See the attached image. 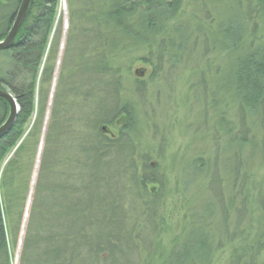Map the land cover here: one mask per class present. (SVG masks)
Listing matches in <instances>:
<instances>
[{"label": "trees", "instance_id": "trees-1", "mask_svg": "<svg viewBox=\"0 0 264 264\" xmlns=\"http://www.w3.org/2000/svg\"><path fill=\"white\" fill-rule=\"evenodd\" d=\"M21 2L0 0V40L13 25ZM68 2L72 7L73 1ZM75 2L79 3L70 11L20 264H99L103 257L104 261L116 254L125 258L129 251L120 248L123 241L114 224L116 193L120 190L126 193L131 187L137 195H145L148 183L160 182L156 170L146 160L140 163V173L139 163L133 160V144L137 140L132 132L133 110L121 97L130 64L122 59L136 49L151 47L148 39L138 40L136 29L141 28L149 37L169 38L179 25L170 29L166 23L176 16L182 0ZM244 3L247 8L242 19L249 27L255 19L264 22V0H244ZM58 4L59 0H31L14 46L0 51V89L8 91L18 106L13 127L0 139V264L12 263L8 231L21 224L26 210L62 39V24L59 19L56 22ZM205 20L209 24L214 22L207 14ZM235 32L230 27L222 36L224 44L230 45L228 50H216L213 45L214 48L206 47L204 52L213 49L216 54L227 52L230 56L245 50L244 56L236 57L233 72L239 103L231 115L236 122H228L230 143L236 145L234 156L242 162V148H254L259 142L264 146V138L257 142L254 135L248 136L256 128L255 118L260 115L264 118L263 107L258 115L259 106L264 104V44H257L250 32L245 45L241 34ZM233 38L239 41L234 46ZM164 51L163 56L174 67L178 62L172 58L175 50L170 58L169 51ZM225 105L226 110L227 102ZM215 106L219 103L215 102ZM7 111L8 105L0 99V123ZM106 112L112 113L104 120L101 117ZM224 112L219 115L227 118ZM249 115L253 117L251 125L247 122ZM118 123L119 133L112 134L114 137L101 130ZM239 127L244 128L242 133ZM249 168L246 167L247 182ZM252 190L256 193L255 204L264 216V182ZM252 190L249 186L246 191L240 188L239 193L233 194L234 201L239 198L247 208ZM117 210L125 211L120 207ZM135 233L133 229L125 234L130 237ZM239 234L242 242L233 249L229 264H264V255L259 260L264 252V227L251 243L245 242L246 230ZM132 245L131 240L128 246ZM194 246L187 248L186 257L191 249H196L197 256L207 253L206 243Z\"/></svg>", "mask_w": 264, "mask_h": 264}, {"label": "rangeland", "instance_id": "rangeland-1", "mask_svg": "<svg viewBox=\"0 0 264 264\" xmlns=\"http://www.w3.org/2000/svg\"><path fill=\"white\" fill-rule=\"evenodd\" d=\"M72 1L71 7L68 0H59L57 7L56 22L59 19L62 24V38L64 31L67 38L70 11L78 7L79 2ZM245 7L244 0H182L176 16L166 23L170 29L179 25L169 38L149 37L141 28L135 30L138 40L148 39L151 47L136 49L122 59L131 68L121 97L133 110L132 132L137 139L133 160L138 166L146 160L156 170L160 182L148 183L145 195H137L131 187L126 191L129 194L122 190L116 193L115 230L123 241L120 248L129 253L122 259L118 254L108 261L103 257L99 264H229L233 249L242 242L239 233L246 230L245 242L251 243L262 231L264 216L255 204L256 193L252 189L264 182V146L259 142L264 138V118H255L256 128L252 134L248 132L259 144L242 148V164L234 156L236 145L230 143L226 116L219 115L226 111L227 117L236 122L231 115L239 103L233 72L236 57L244 56L245 50L237 55H221L218 51L203 57L206 47L214 48L213 45L216 50H228L230 45L224 44L222 36L230 27L241 34L245 45L250 32L257 44H264L263 19L253 20L249 27L242 19ZM204 9L215 17L213 24L205 20ZM238 43L234 38L231 41L232 46ZM164 49L169 51V58L175 50L172 58L178 62L174 67L163 56ZM146 60H160L163 64L158 68L146 67L139 79L144 85L139 87L132 78L135 70L144 69L141 61ZM262 107L264 104L259 106L258 115ZM111 113L106 112L101 118L105 120ZM252 121V116L247 118L249 125ZM119 125L108 126L113 135L119 133ZM239 128L242 133L244 128ZM247 166L249 182L243 179ZM138 171L141 172V166ZM248 186L252 198L246 208L239 198L234 201L233 194L239 193L240 188L246 191ZM118 207L125 211L120 212ZM22 222L21 218V224L8 231L11 264L16 262ZM133 229L136 233L127 237L125 233ZM233 234L235 238H231ZM131 240L132 252L128 246ZM200 242L206 243L207 253L197 256L196 249H191L186 257L187 248ZM21 249L16 264H20ZM263 255L261 252L259 260Z\"/></svg>", "mask_w": 264, "mask_h": 264}, {"label": "water", "instance_id": "water-1", "mask_svg": "<svg viewBox=\"0 0 264 264\" xmlns=\"http://www.w3.org/2000/svg\"><path fill=\"white\" fill-rule=\"evenodd\" d=\"M30 3H31V0H22L20 8L18 10V13H17L15 20L13 22V25L11 26L7 35L3 39L0 40V51L9 50L14 46L16 37H17V35H18V33H19V31H20V29H21V27H22V25L26 19L27 14H28ZM65 38H66V31H64L61 46H60V53H59V57H58L57 68L55 71V76H54L52 87H51L49 105H48V109H47V113H46L45 124H44L43 131H42V137L40 140L38 156H37L36 163H35V168H34L35 171L38 170V165H39V161H40V154H41L42 146H43L44 134H45V130H46V125H47V121H48L50 107L52 104L53 94L55 91L57 71H58V66L60 63V58H61V54H62L63 47H64ZM0 99H2L8 105V111H7V114L5 116V119L2 121V123H0V139H1L4 136H6L9 133V131L11 130V128L13 127L15 120H16L17 113H18V106H17V103L15 101V98L8 91H5L3 89H0ZM101 130L103 132H105L106 127H102ZM34 176H36L35 172H34ZM34 182H35V180L33 179V184L30 188V192H29V196H28V200H27L26 211H25V215L23 218V222H22L20 241L18 244V252H17V256L15 258L16 261L18 259V255H19L21 245H22L23 235L25 232V226H26L27 216H28V212H29L31 196H32L33 188H34Z\"/></svg>", "mask_w": 264, "mask_h": 264}, {"label": "flooded vegetation", "instance_id": "flooded-vegetation-1", "mask_svg": "<svg viewBox=\"0 0 264 264\" xmlns=\"http://www.w3.org/2000/svg\"><path fill=\"white\" fill-rule=\"evenodd\" d=\"M142 62V67H144V69H137V70H135L134 71V77L132 78V80L134 81V82H138L139 84H141V86H143L144 84H143V82L141 81V80H139L140 78H142L143 76V73H145L146 72V69L148 68V67H151V68H158V66H161V64H163V61H160V60H156V61H151V60H146V61H141ZM147 67V68H146ZM131 68V67H130ZM153 73H154V71H153ZM152 77L153 76H151V79H152ZM153 81V80H152ZM151 81V82H152ZM143 84V85H142ZM140 86V87H141ZM125 125H123V127H124ZM122 127V128H123ZM105 133L106 134H111L112 135V133H111V130L110 129H107L106 128V131H105ZM153 190V189H152Z\"/></svg>", "mask_w": 264, "mask_h": 264}, {"label": "bare ground", "instance_id": "bare-ground-1", "mask_svg": "<svg viewBox=\"0 0 264 264\" xmlns=\"http://www.w3.org/2000/svg\"><path fill=\"white\" fill-rule=\"evenodd\" d=\"M202 7L203 8H205V6H203L202 5ZM204 10H206L205 11V13L207 14V16H209V17H211L212 18V20L214 21V19H215V17L207 10V9H204ZM206 14H204V17H206ZM193 20V19H192ZM213 52H215V50H213V49H211V50H209V52L208 53H205L204 54V58H206V56H208V57H210V55H212V53ZM59 67V66H58ZM205 83V82H204ZM5 119V118H4ZM227 119V121L228 122H231V119H229V117H227L226 118ZM2 123V122H1ZM104 134H106L105 132H104ZM107 136H109V135H107ZM39 166V165H38ZM34 172L36 173V176H34ZM37 172H38V170L37 171H33V175H32V180H31V186H32V184H33V179L36 181V177H37ZM243 179H245V178H243ZM34 185H35V182H34ZM31 186H30V188H31ZM34 189V188H33ZM33 193V192H32ZM27 206V205H26ZM26 211V210H25ZM24 215H25V213H24ZM28 217V216H27ZM24 218V217H23ZM27 222V221H26ZM17 263V261L15 262V264Z\"/></svg>", "mask_w": 264, "mask_h": 264}]
</instances>
